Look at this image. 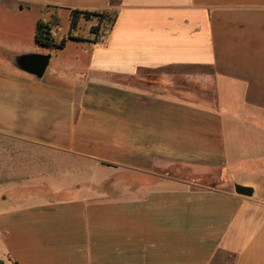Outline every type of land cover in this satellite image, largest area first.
<instances>
[{
	"label": "crops",
	"instance_id": "0c3cea01",
	"mask_svg": "<svg viewBox=\"0 0 264 264\" xmlns=\"http://www.w3.org/2000/svg\"><path fill=\"white\" fill-rule=\"evenodd\" d=\"M0 9L1 264H264V0ZM61 10L115 19L38 51L39 20L67 37ZM24 55L49 56L41 78Z\"/></svg>",
	"mask_w": 264,
	"mask_h": 264
},
{
	"label": "trees",
	"instance_id": "16d2710c",
	"mask_svg": "<svg viewBox=\"0 0 264 264\" xmlns=\"http://www.w3.org/2000/svg\"><path fill=\"white\" fill-rule=\"evenodd\" d=\"M69 17V33L66 38H62L60 41H55L52 36V24L41 20L37 21L34 32V42L36 46L45 49L61 50L64 48L67 40L75 42H90L82 38L71 36V31L76 28L77 22L80 18H83L84 20L95 18L98 21L96 26L90 28V33L95 35L96 38L99 35L101 23L105 21L112 25L115 19V16H111L106 13L87 12L82 10H70Z\"/></svg>",
	"mask_w": 264,
	"mask_h": 264
},
{
	"label": "rangeland",
	"instance_id": "374dc122",
	"mask_svg": "<svg viewBox=\"0 0 264 264\" xmlns=\"http://www.w3.org/2000/svg\"><path fill=\"white\" fill-rule=\"evenodd\" d=\"M40 10L43 12V15L45 17H47V14L49 15V12L53 11V8L50 6H46V7L40 8ZM69 14H70V10H61L60 11V13L58 15V19H59L58 20V32L59 33L64 32L66 34L68 32L69 26H68V22H67V18H68L67 16ZM0 18H1V21L7 22V24H8V22L9 23L13 22L12 20H16V18L13 17V15L8 14V13L2 11L1 9H0ZM18 20H20V22H22L20 24H24V25H28V23L30 24V16H29V18H27L26 16H24V17L20 16ZM80 28H81L80 31H77V32H79L80 34L81 33L83 34L86 32L83 27H80ZM76 30H77L76 28L73 29L71 31V33L76 32ZM35 49H37L38 51H44L45 50V48H41L38 46H35ZM9 149H10L9 151L11 152V154L14 156H22L24 154H29L28 156H33V157L39 156V155H36L38 153H33L32 150H30V152L29 151L26 152V151H21L18 149H11V148H9ZM34 165H37V164L35 163ZM39 185H40L39 183L36 184V186H39ZM13 189H14L13 186H8V187L5 186L2 188V192H4V194H5L4 196L6 197V200H4V202H12L11 197H12V193L14 192ZM0 202H3V200L1 201V199H0Z\"/></svg>",
	"mask_w": 264,
	"mask_h": 264
},
{
	"label": "water",
	"instance_id": "95a60500",
	"mask_svg": "<svg viewBox=\"0 0 264 264\" xmlns=\"http://www.w3.org/2000/svg\"><path fill=\"white\" fill-rule=\"evenodd\" d=\"M49 56L46 55H24L17 59V65L23 72L41 78L47 68ZM237 195L251 197L252 189L240 185H234Z\"/></svg>",
	"mask_w": 264,
	"mask_h": 264
}]
</instances>
